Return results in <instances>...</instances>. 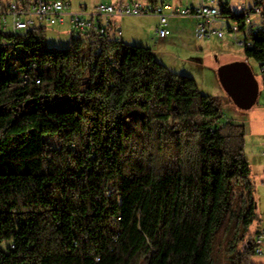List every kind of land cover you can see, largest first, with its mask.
I'll return each mask as SVG.
<instances>
[{
    "label": "trees",
    "instance_id": "trees-1",
    "mask_svg": "<svg viewBox=\"0 0 264 264\" xmlns=\"http://www.w3.org/2000/svg\"><path fill=\"white\" fill-rule=\"evenodd\" d=\"M47 30L0 28V264H214L231 221L230 264H255L246 128L223 97L150 47ZM247 35L264 81V30Z\"/></svg>",
    "mask_w": 264,
    "mask_h": 264
},
{
    "label": "rangeland",
    "instance_id": "rangeland-1",
    "mask_svg": "<svg viewBox=\"0 0 264 264\" xmlns=\"http://www.w3.org/2000/svg\"><path fill=\"white\" fill-rule=\"evenodd\" d=\"M6 0H1L4 4ZM73 8L81 5L92 8L100 2L117 3L120 0H71ZM236 8L240 0H225ZM251 3L253 0H242ZM180 5L200 4L201 0H177ZM220 1H218V4ZM193 6V5H190ZM264 8V4H263ZM238 10V9H237ZM236 10V11H237ZM2 12V11H1ZM259 20V17H256ZM124 29L120 39L131 44L150 47L156 59L171 71L195 78L201 91L206 95L222 96L226 117L234 122L245 124L246 154L249 158L252 177L255 181V198L257 200L258 219L251 225L249 232L264 230V81L260 63L248 58L245 45L235 44L228 34L220 40L216 37L200 39L196 36L194 21L190 18H171L174 30L166 42L155 40L158 18L155 16H126L117 18ZM170 19V20H171ZM113 23V18H112ZM0 19V28L1 26ZM11 17L8 27L11 29ZM72 27L70 24L48 27L47 42L51 47L66 48L72 44ZM79 35L78 32H76ZM113 35V33H112ZM239 39L246 38L239 33ZM247 42L251 41L247 37ZM247 65L257 82V94L254 99L238 104L225 88L219 78V72ZM50 144L58 146L56 137H48ZM237 224L229 222L223 225L216 235L213 248L216 261L214 264H230L231 254L227 250L229 242L237 233ZM7 244H4L6 246ZM264 248V247H263ZM255 264H264V252L254 256Z\"/></svg>",
    "mask_w": 264,
    "mask_h": 264
},
{
    "label": "built area",
    "instance_id": "built-area-1",
    "mask_svg": "<svg viewBox=\"0 0 264 264\" xmlns=\"http://www.w3.org/2000/svg\"><path fill=\"white\" fill-rule=\"evenodd\" d=\"M218 1L202 0L200 4L185 7L166 1L152 3L148 0H122L117 3L100 2L92 8L81 6L74 10L71 0H34L30 9L21 7L16 0H6L5 9L0 11V19L1 28L5 30L23 31L39 25L52 27L70 24L72 30L81 35L111 36L113 17L156 15L159 18L157 33L160 37H166L171 33V17H191L197 20L195 32L200 39H221L229 33L236 43L251 46L247 44V34L251 30H264V0H255L250 5L240 2L241 21L228 18L224 12L225 6L218 4ZM8 16L11 17V29L7 28ZM256 17L260 19L256 20ZM240 32L246 38L239 39ZM115 33L122 36V28L117 26ZM255 241L258 244L257 253H263L264 230L256 236Z\"/></svg>",
    "mask_w": 264,
    "mask_h": 264
},
{
    "label": "water",
    "instance_id": "water-1",
    "mask_svg": "<svg viewBox=\"0 0 264 264\" xmlns=\"http://www.w3.org/2000/svg\"><path fill=\"white\" fill-rule=\"evenodd\" d=\"M219 78L238 104L254 99L257 94V82L247 65L220 71Z\"/></svg>",
    "mask_w": 264,
    "mask_h": 264
},
{
    "label": "crops",
    "instance_id": "crops-1",
    "mask_svg": "<svg viewBox=\"0 0 264 264\" xmlns=\"http://www.w3.org/2000/svg\"><path fill=\"white\" fill-rule=\"evenodd\" d=\"M120 1H122V0H120ZM164 1H166V2H170L171 4H174V5H177V4H179V2H177V0H164ZM225 1V0H224ZM201 2H202V0H201ZM246 3V4H248V5H250V4H253L254 2H255V0H253L251 3H248V2H246V1H242V0H240V1H238L237 3H236V8L235 7H232L231 6V4H230V2H229V6L231 7V9H233L234 10V12H239L240 11V7L238 6L239 5V3ZM180 5V4H179ZM190 5H194V4H190ZM190 5H188V6H190ZM81 6H83V5H81ZM80 6V7H81ZM182 6V5H181ZM188 6H185V7H188ZM80 7H78V8H74V10H78ZM238 9V10H237ZM237 10V11H236ZM151 16H155L156 18H158V16H156V15H151ZM175 17H177V16H173V17H171V18H175ZM117 18H123V17H113V35H115L116 36V33H115V28L117 27V26H120L121 28H122V30H123V34H122V36L124 35V29H123V26H122V24L120 23V20L119 19H117ZM170 18V19H171ZM177 18H182V17H177ZM186 18H190L191 20H193L194 21V25H196V22H197V20L196 19H194V18H191V17H186ZM159 26V18H158V25H157V27ZM157 27H156V29H157ZM7 28H9V27H7ZM155 29V30H156ZM173 30H174V22H172V19L170 20V31H171V33L168 35V36H166V37H160L159 35H158V33H157V30H156V34H155V40H158V41H164V42H166L167 40H168V37L172 34V32H173ZM244 34V33H243ZM231 36V35H230ZM232 37V36H231ZM218 39H220V38H218ZM222 39H224V38H221L220 40H222ZM232 39H233V37H232ZM234 40V39H233ZM234 42H235V44H239V43H236V41L234 40ZM241 45V44H240Z\"/></svg>",
    "mask_w": 264,
    "mask_h": 264
}]
</instances>
